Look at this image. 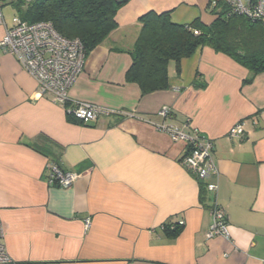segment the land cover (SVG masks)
<instances>
[{"label": "crops", "instance_id": "crops-1", "mask_svg": "<svg viewBox=\"0 0 264 264\" xmlns=\"http://www.w3.org/2000/svg\"><path fill=\"white\" fill-rule=\"evenodd\" d=\"M211 2L130 0L118 10L116 29L90 52L69 91L72 101L111 112L90 125L71 121L16 56L0 49V225L14 260L264 264V72L246 82L248 68L206 46L183 58L179 70L169 64L166 89L144 93L127 77L141 16L170 11L176 23L209 24ZM8 5L0 40L17 15ZM164 106L172 111L167 118ZM241 120L247 135L229 138ZM161 125L196 128L213 141L218 173L210 181L218 188L205 200L202 182L180 162L185 143ZM44 146L60 156L62 170L79 173L70 187L48 183L52 157ZM216 202L227 210L229 237L207 236ZM178 219L184 229L167 237L162 226Z\"/></svg>", "mask_w": 264, "mask_h": 264}, {"label": "trees", "instance_id": "trees-1", "mask_svg": "<svg viewBox=\"0 0 264 264\" xmlns=\"http://www.w3.org/2000/svg\"><path fill=\"white\" fill-rule=\"evenodd\" d=\"M12 5L16 14L29 23L50 21L67 38H79L86 57L116 29L118 10L130 0H1ZM213 1V0H212ZM215 19L205 24L200 18L190 23H176L171 12H148L141 16V31L132 51V65L127 77L137 82L144 93L169 87V64L180 62L196 53L199 48L211 47L222 52L250 71L246 82L264 72V21L235 12L224 1L215 6L211 2ZM67 106H73L71 101ZM65 106V107H67ZM68 108V107H67ZM68 117L78 120L70 110ZM41 151L50 155L59 165V155L51 146ZM60 166V165H59ZM208 189L201 183L202 199ZM183 219L170 220L162 226L169 238L177 237L184 229Z\"/></svg>", "mask_w": 264, "mask_h": 264}, {"label": "built area", "instance_id": "built-area-1", "mask_svg": "<svg viewBox=\"0 0 264 264\" xmlns=\"http://www.w3.org/2000/svg\"><path fill=\"white\" fill-rule=\"evenodd\" d=\"M220 0H213L215 6ZM227 3L235 12L245 14L252 19L264 21V0H221ZM0 24L6 25L0 0ZM0 49L12 53L25 70L36 79L39 92L49 97L63 107L71 101L73 106H67L78 120L93 123L102 115L111 112L88 102L72 101L69 97L71 86L83 71L86 62L84 46L79 38H67L61 35L52 22L39 21L29 23L18 15L12 17V23L6 27V33L0 40ZM160 114L167 118L172 115L171 108L164 106ZM189 126L188 123H186ZM247 121L241 120L228 131L231 139H243L248 133ZM161 131L170 135L173 141L185 143L184 153L180 162L200 182H205L208 190L216 191L218 185L211 180L218 173L212 159L213 141L203 135L200 130L193 129L187 133L177 126H159ZM48 183L61 188L70 187L79 177V173L64 171L55 162L47 166ZM213 223L207 233L208 237L221 235L229 237L228 213L224 206L217 202L210 210ZM90 222L87 220V226ZM0 264H27L14 260L7 252L3 242V230L0 225Z\"/></svg>", "mask_w": 264, "mask_h": 264}, {"label": "rangeland", "instance_id": "rangeland-1", "mask_svg": "<svg viewBox=\"0 0 264 264\" xmlns=\"http://www.w3.org/2000/svg\"><path fill=\"white\" fill-rule=\"evenodd\" d=\"M10 7H11L10 5L6 6V7H5V8H6V11H9L10 14H11V13H14L13 10H12V8H10Z\"/></svg>", "mask_w": 264, "mask_h": 264}]
</instances>
